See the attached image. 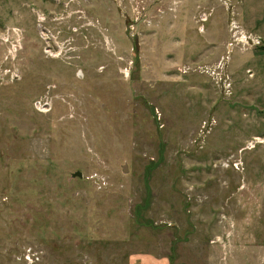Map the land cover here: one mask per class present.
I'll list each match as a JSON object with an SVG mask.
<instances>
[{
	"label": "rangeland",
	"instance_id": "374dc122",
	"mask_svg": "<svg viewBox=\"0 0 264 264\" xmlns=\"http://www.w3.org/2000/svg\"><path fill=\"white\" fill-rule=\"evenodd\" d=\"M263 23L0 0V264H264Z\"/></svg>",
	"mask_w": 264,
	"mask_h": 264
},
{
	"label": "built area",
	"instance_id": "2783aa9c",
	"mask_svg": "<svg viewBox=\"0 0 264 264\" xmlns=\"http://www.w3.org/2000/svg\"><path fill=\"white\" fill-rule=\"evenodd\" d=\"M261 142H263L262 139L260 137H257L250 142L249 147L255 148ZM23 257L24 260L29 264H35L41 259L39 253L35 252L32 248L27 249Z\"/></svg>",
	"mask_w": 264,
	"mask_h": 264
},
{
	"label": "crops",
	"instance_id": "0c3cea01",
	"mask_svg": "<svg viewBox=\"0 0 264 264\" xmlns=\"http://www.w3.org/2000/svg\"><path fill=\"white\" fill-rule=\"evenodd\" d=\"M260 22L262 23V22H263V20H261ZM263 25H264V23H263Z\"/></svg>",
	"mask_w": 264,
	"mask_h": 264
},
{
	"label": "water",
	"instance_id": "95a60500",
	"mask_svg": "<svg viewBox=\"0 0 264 264\" xmlns=\"http://www.w3.org/2000/svg\"><path fill=\"white\" fill-rule=\"evenodd\" d=\"M79 175H80V176H82V174H81V173H79Z\"/></svg>",
	"mask_w": 264,
	"mask_h": 264
}]
</instances>
